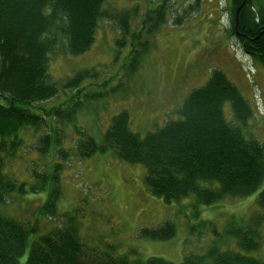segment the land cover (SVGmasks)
Wrapping results in <instances>:
<instances>
[{"label": "trees", "instance_id": "1", "mask_svg": "<svg viewBox=\"0 0 264 264\" xmlns=\"http://www.w3.org/2000/svg\"><path fill=\"white\" fill-rule=\"evenodd\" d=\"M105 2L0 0V264H19L31 237L25 264H264V260L218 246L187 255L180 263L160 257L130 260L127 255L115 257L108 251L86 246L73 226H58L38 235L37 224L28 226L5 214L11 193L24 194L27 189L38 192L45 186L47 174L44 172H35L36 184L41 185H27L6 173L11 158L22 159L17 154L25 142L21 132L41 129L46 125V112L52 111L35 105L52 99L62 89H76L80 93L93 85L108 83L92 82L98 75L89 69L78 71L59 86L49 71L52 58L88 52L96 40L100 20H108L119 30L120 36L115 39L118 51L130 41L131 65H135L151 36L167 23L166 0L146 13L136 32L132 31V23L140 17L138 3L113 11L105 7ZM243 2L230 0L232 32L240 42L257 46L264 57V0H246L236 24V11ZM141 37L144 41H140ZM90 93L87 100L102 95ZM83 103L78 101L67 110L60 104L51 113L58 120L73 122ZM227 103L231 104L235 123L226 119ZM179 114V119L169 120L156 131L141 136L131 130L129 112L123 110L113 116L101 143L77 128L80 138L73 147L58 149V138L55 140L49 132L37 137L36 147L40 156H45L55 146L63 159L70 158L72 150L84 159L113 149L121 160L143 164L147 168L146 185L168 204L195 195L197 203L212 205L226 197H247L258 190L264 183V144L254 137H245L243 128L254 113L223 71L213 70L202 87L193 89ZM55 162L51 168H56ZM58 191L55 186L40 207L42 212H56ZM258 207L259 211L246 225L233 224L227 230L242 250L248 252L258 249L262 243L264 190L258 196ZM175 234L176 225L171 220L140 230L141 236L153 240H168Z\"/></svg>", "mask_w": 264, "mask_h": 264}, {"label": "rangeland", "instance_id": "2", "mask_svg": "<svg viewBox=\"0 0 264 264\" xmlns=\"http://www.w3.org/2000/svg\"><path fill=\"white\" fill-rule=\"evenodd\" d=\"M162 1L106 0L105 7L116 11L138 3L140 17L132 23V31L136 32L146 13ZM166 2L167 23L151 36L135 65H131L130 41L118 51L115 39L120 36L119 30L108 20H100L96 40L88 52L52 58L49 71L59 86L78 71L89 69L98 75L92 82L108 83L93 85L80 93L62 89L52 99L35 105L54 112L60 104L67 110L69 105L84 101L73 122L58 120L46 112L45 126L21 132L25 142L17 154L22 159L11 158L6 173L27 185H41L36 184L35 172H44L47 178L43 190L11 193L5 214L28 226L37 224L38 235L58 226H73L86 246L108 251L115 257L127 255L130 260L160 257L180 263L187 255L218 246L263 261L264 224L260 230L262 243L251 252L242 250L227 230L233 224L246 225L259 211L258 196L264 183L247 197H226L212 205L197 203L195 195L168 204L146 185L147 168L121 160L113 149L84 159L73 150L70 158L63 159L55 146L45 156L37 151V137L48 132L55 140L58 138V149L73 147L80 138L77 128L101 143L113 116L123 110L129 112L132 131L141 136L156 131L167 121L180 118L187 95L202 87L215 69L225 73L253 110V117L243 128L245 137H254L264 144V66L245 54L233 34L230 0ZM144 39L141 37L140 41ZM90 92L102 95L87 100ZM224 113L229 122L235 123L230 103L224 106ZM54 161L56 168H51ZM55 186L59 190L56 212L44 213L40 207ZM166 220L176 225L172 238L153 240L140 235L142 228H155ZM31 241L32 237L19 264H25Z\"/></svg>", "mask_w": 264, "mask_h": 264}, {"label": "flooded vegetation", "instance_id": "3", "mask_svg": "<svg viewBox=\"0 0 264 264\" xmlns=\"http://www.w3.org/2000/svg\"><path fill=\"white\" fill-rule=\"evenodd\" d=\"M240 44L245 54L249 56L251 60H255V62L262 63L264 66V57L262 56V53H260V49L257 46L246 44L244 42H240Z\"/></svg>", "mask_w": 264, "mask_h": 264}, {"label": "water", "instance_id": "4", "mask_svg": "<svg viewBox=\"0 0 264 264\" xmlns=\"http://www.w3.org/2000/svg\"><path fill=\"white\" fill-rule=\"evenodd\" d=\"M246 0H244V2L241 4V6L237 9V12H236V24H238V13H239V10L240 8L242 7V5L245 3ZM237 26V25H236Z\"/></svg>", "mask_w": 264, "mask_h": 264}, {"label": "bare ground", "instance_id": "5", "mask_svg": "<svg viewBox=\"0 0 264 264\" xmlns=\"http://www.w3.org/2000/svg\"><path fill=\"white\" fill-rule=\"evenodd\" d=\"M233 17V16H232Z\"/></svg>", "mask_w": 264, "mask_h": 264}]
</instances>
